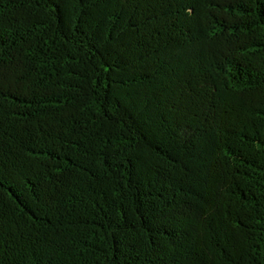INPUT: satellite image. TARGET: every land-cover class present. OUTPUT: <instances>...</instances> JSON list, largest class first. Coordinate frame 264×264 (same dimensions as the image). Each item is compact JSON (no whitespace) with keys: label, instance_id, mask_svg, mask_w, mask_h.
Returning a JSON list of instances; mask_svg holds the SVG:
<instances>
[{"label":"trees","instance_id":"trees-1","mask_svg":"<svg viewBox=\"0 0 264 264\" xmlns=\"http://www.w3.org/2000/svg\"><path fill=\"white\" fill-rule=\"evenodd\" d=\"M0 264H264V0H0Z\"/></svg>","mask_w":264,"mask_h":264}]
</instances>
